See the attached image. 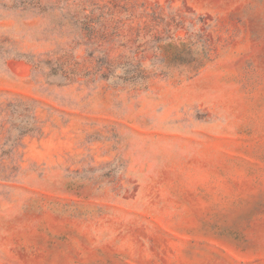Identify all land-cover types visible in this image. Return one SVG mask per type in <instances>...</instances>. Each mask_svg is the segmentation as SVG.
<instances>
[{"label":"rangeland","instance_id":"obj_1","mask_svg":"<svg viewBox=\"0 0 264 264\" xmlns=\"http://www.w3.org/2000/svg\"><path fill=\"white\" fill-rule=\"evenodd\" d=\"M0 264H264V0H0Z\"/></svg>","mask_w":264,"mask_h":264}]
</instances>
